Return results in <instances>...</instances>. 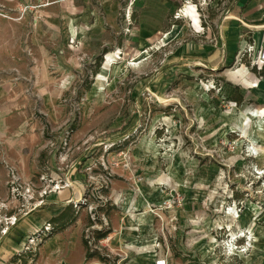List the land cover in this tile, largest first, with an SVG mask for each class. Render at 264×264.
Segmentation results:
<instances>
[{
  "label": "rangeland",
  "instance_id": "1",
  "mask_svg": "<svg viewBox=\"0 0 264 264\" xmlns=\"http://www.w3.org/2000/svg\"><path fill=\"white\" fill-rule=\"evenodd\" d=\"M134 2L0 0V264H264V128L240 119L259 107L228 96L239 65L201 64L227 6L184 0L142 40ZM192 4L200 28L179 15ZM63 196L74 223L10 244ZM77 239L102 260L83 262Z\"/></svg>",
  "mask_w": 264,
  "mask_h": 264
},
{
  "label": "crops",
  "instance_id": "2",
  "mask_svg": "<svg viewBox=\"0 0 264 264\" xmlns=\"http://www.w3.org/2000/svg\"><path fill=\"white\" fill-rule=\"evenodd\" d=\"M182 1L184 0H135L133 12L136 19V34L142 40H151L150 38L162 34V31L165 29L164 27L168 25V22L175 13L177 5ZM219 3L226 4V12L217 21L213 32L209 29L207 31L204 30L203 35L205 39L213 38L210 44L203 45V50L200 54L202 58L201 64L212 72L220 67L232 64L239 65L240 68L227 73L228 79L231 80L230 83L233 85L228 91V96L241 95L242 101L239 103H244L245 109L249 107L248 102L253 101L256 107H259L256 111L260 113V117L264 116V71L262 80L258 81L255 76L249 74L242 62V58L246 57L245 51L247 47L252 46L254 49H257L264 40V0H215L216 5H219ZM107 15H109L108 20L116 24L117 16L114 10L111 9ZM184 18L187 20L186 23L193 22L196 28H200V19L197 11L195 17ZM195 19L196 22H194ZM193 25H190V27L195 28ZM165 34L163 33L162 36ZM207 48L209 51H207ZM235 78L238 80L236 81ZM236 87L241 88L238 93L236 92ZM77 200V197L70 199L63 196L58 205L40 211V215H36V213L27 215L25 219L19 222L15 230L10 232L6 239L12 246H16L17 240L24 239L25 241L29 239V236L33 232L40 229L51 218L58 216L67 205L74 202L77 203ZM64 234L66 233L57 232L53 240H59L57 238L62 237ZM78 248L81 251V256H83L82 261H86L84 249L79 239H77L75 251ZM53 251L56 252V249L54 248ZM64 258L53 263L62 261L64 264H67L66 253Z\"/></svg>",
  "mask_w": 264,
  "mask_h": 264
},
{
  "label": "trees",
  "instance_id": "3",
  "mask_svg": "<svg viewBox=\"0 0 264 264\" xmlns=\"http://www.w3.org/2000/svg\"><path fill=\"white\" fill-rule=\"evenodd\" d=\"M98 60V59H97ZM99 64L98 65H95V69L98 68ZM252 72L255 73L256 70L255 69H252ZM97 73V71H95V74ZM90 85L91 84H88L86 87H85V90L88 91L90 89ZM233 100L237 103H239L240 101H242V96L241 95H238V94H235L234 97H233ZM72 206L73 204H69L65 207V209L56 217H53L51 218L49 221H48V224L51 226V225H57L59 224V222H64L62 223V228H65V226L67 225H70L72 223H74L76 221V216L77 214H73L72 212ZM71 213V214H70ZM53 230V229H52ZM111 233V230L110 228L109 229H106V230H103V231H97L95 232L96 234V238L97 240H102L104 239L105 237L108 236V234ZM81 243H82V246H83V249H84V258L86 261H90L92 259H97L99 261L102 260L101 257H99L98 253L96 252H92L89 248H88V241L86 240H81Z\"/></svg>",
  "mask_w": 264,
  "mask_h": 264
},
{
  "label": "built area",
  "instance_id": "4",
  "mask_svg": "<svg viewBox=\"0 0 264 264\" xmlns=\"http://www.w3.org/2000/svg\"><path fill=\"white\" fill-rule=\"evenodd\" d=\"M186 3L188 4L187 1H186ZM194 6L196 7L195 4H194ZM196 11H198L197 7H196ZM245 53L248 56L252 54V59H251L250 65H249L250 70L252 71V69H256V72L254 74L259 77L258 81H261L263 78V71H264V40L257 49H254L252 46L247 47ZM232 104L234 106H236V103H232ZM247 154H248V157H252V158L257 157L258 149L256 148L255 144L249 145V147L247 148ZM258 175L261 176V174H258ZM45 230H47V229L45 228ZM45 264H64V263L62 261H60L57 263H45ZM154 264H168V263H167L166 259H164L163 257H159L155 260Z\"/></svg>",
  "mask_w": 264,
  "mask_h": 264
},
{
  "label": "bare ground",
  "instance_id": "5",
  "mask_svg": "<svg viewBox=\"0 0 264 264\" xmlns=\"http://www.w3.org/2000/svg\"><path fill=\"white\" fill-rule=\"evenodd\" d=\"M200 2H202V0L200 1ZM188 4H190V3H188ZM187 4V5H188ZM186 5V6H187ZM192 5H194V4H192ZM184 7L183 9H181V10H179V15L182 17V18H184V17H195V14H194V10L192 9V7ZM195 7V6H194ZM196 8V7H195ZM194 22H196V19L194 20ZM171 37V35H166L165 36V38H168V37ZM151 51H153V50H151ZM144 54V53H143ZM139 56V55H138ZM146 57L148 56V54L147 55H145ZM145 56H140L137 60H141V59H144V57ZM107 66V64H105L104 65V69H105V67ZM97 80L98 81H102L103 79H102V75H98V77H97ZM105 80V79H104ZM103 86H104V84H103ZM259 117H260V115H259ZM240 119H241V125L242 126H244V125H246V124H249V123H251L252 124V126H253V128L256 130V131H259V130H261L262 128H264V121H262V120H264V116H261V119L262 120H260V118H258V113L257 112H251V113H249V114H247V115H244V114H240ZM244 135H246V132L244 131ZM30 239V238H29Z\"/></svg>",
  "mask_w": 264,
  "mask_h": 264
}]
</instances>
